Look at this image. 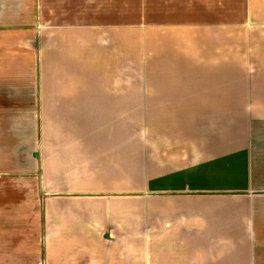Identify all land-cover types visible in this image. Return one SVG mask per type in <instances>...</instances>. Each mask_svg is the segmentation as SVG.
<instances>
[{"label":"crops","instance_id":"crops-1","mask_svg":"<svg viewBox=\"0 0 264 264\" xmlns=\"http://www.w3.org/2000/svg\"><path fill=\"white\" fill-rule=\"evenodd\" d=\"M180 1L161 2L181 5L179 11L163 9L154 17L147 11L148 17L135 15L132 23L146 21L154 28V22L164 25L176 17L177 23L188 22L178 28L196 32L186 36L180 30L166 39V29L152 30L146 40L139 26L130 31L124 25V6H130L126 14L138 11L134 0H0V264H264V100L242 97V118L257 122L241 129L242 158L236 160L229 142L219 162L214 154H204L209 145L203 138H235L230 106L215 110L228 114L218 118L226 126L221 132L168 128L164 118L212 115L204 103L213 97L139 92L140 71L148 73L146 86L167 84L165 71L187 69L180 60L201 48L196 41L192 47L185 43L195 36L202 41L210 34L204 29L236 21L227 13L217 16L212 8L204 13L202 0ZM238 20L254 17L243 13ZM204 21L208 27L201 25ZM256 22L264 69L263 12ZM158 38L175 54L172 61H161L156 46H148ZM223 50L227 56L230 50ZM247 81L256 84L255 78ZM257 85L264 94V74ZM229 96L220 101L234 102ZM145 117L155 119L142 130L147 145L154 131L173 133L152 144L156 153L145 161V183L139 184L143 179L132 162L131 173L111 169L99 157L90 164L91 153L105 150L101 134L108 138L110 131L132 129ZM45 119L51 121L48 130ZM100 119L112 121L100 124ZM97 130L102 131L98 143L91 142L89 135ZM46 131L65 141L57 145L49 136L47 142ZM240 160L241 172L235 174L230 163Z\"/></svg>","mask_w":264,"mask_h":264},{"label":"rangeland","instance_id":"rangeland-1","mask_svg":"<svg viewBox=\"0 0 264 264\" xmlns=\"http://www.w3.org/2000/svg\"><path fill=\"white\" fill-rule=\"evenodd\" d=\"M148 1L153 4L152 0H134V2H138V4L134 5V9L136 7L138 8V11L136 12H128L126 14L125 8H129L130 6L125 7L124 6V25L128 27L130 31L133 30H139L140 29V37L148 39V36H151L149 31H159L160 29H166L168 31L164 34L163 37L168 39V37L174 38L176 34H181L179 32L180 30L182 32L186 31V36L190 35L192 36L196 31H187L191 28H178L179 24H181L182 27H185L188 22L185 23H177L176 17L172 18L170 22H166L167 24H164L162 22H154V28L152 26H148L146 21L139 20V24L132 23L135 19V15H138L139 19L143 17H148L147 11H152L151 17H154V15H159L163 13H171L179 11V8H181V5H166L163 6L161 2L163 0H160V4H153L151 6L148 5ZM185 1L188 0H181L180 3L184 5ZM204 1V6L202 7V11L204 13H210V9L212 8L215 13H217V16L221 17L225 13L228 15H232V18L235 17L236 21H232L230 23V26H223L224 23H218V26L216 28H208L204 29L207 30L208 33L206 36L202 38V41L195 36L192 41L185 43L186 46L192 47L193 42L196 41L197 46H201L200 49L196 50V52H193L190 59L188 56L184 57L182 60H180L179 64L185 63V67L187 69L178 71L177 68L173 69L172 71H165V74L162 76H167V84H154L153 86H146V84H149L147 81L148 73L147 71H140L139 75L143 74L144 78L140 80L139 83V92H155L158 93H167V94H179L185 93V92H191V93H198L204 95V98H207L208 96H212L213 100H208L204 103V105L207 106V109H211L214 112H211V110H206V112H211L212 115H202L201 119L195 118L194 116L186 119H180L179 118H164L166 122V127L168 128H177L180 126H192L193 128L189 129H199V126H202L204 129H211L213 127L217 128L220 132L223 126L222 124H219L218 118L223 117L225 118L226 115L225 112H216L215 110L221 109L222 106H230L231 111H229V118L232 121L231 126V135L234 134L235 138L232 141L228 142H217L216 138L213 139V134H209L207 137L203 138L204 146L209 145L206 147L205 153L206 155L214 154L213 158H216L221 162L220 156H218L219 152L221 150L226 149L230 146V143L234 146L233 153L236 155V160L242 158V151H243V144H244V137L239 136L242 131V127H246L252 125L255 121V119H250V122L246 123V119L242 118V106L244 103L242 102V97L246 98H257L264 100V94H260L258 92V85L257 80L259 78V74H264V69L261 67L259 56H260V47L258 43V28L259 23L256 22V19L259 18V15L261 12L264 13V1L263 0H202ZM207 2L208 4H205ZM178 3V2H177ZM262 3V5H261ZM200 8V7H199ZM208 8V10H207ZM263 9V11H262ZM176 10V11H175ZM250 17H254V21H239L238 19L240 16L244 13L247 15L248 13ZM212 13V12H211ZM247 13V14H246ZM177 14V13H176ZM235 16H234V15ZM179 15V14H177ZM162 16V15H161ZM133 18V20H131ZM182 20V19H181ZM234 22V23H233ZM153 22H150L152 24ZM210 23L203 22L201 25H204L206 27L209 26ZM217 24V23H216ZM139 26V29L130 27ZM227 25V24H226ZM180 26V27H181ZM223 27V28H221ZM212 30H216L217 34L212 33ZM165 31V30H163ZM210 31V32H209ZM249 31V32H248ZM256 31V32H255ZM255 32V33H254ZM152 34V33H151ZM184 34V35H185ZM133 39H137L136 36L132 37ZM169 44L167 46L172 45V40H167ZM148 46H156L154 48V51L157 49L158 51V58L161 61H167L170 57V61H172V58L175 57L173 51L170 47H166V44L164 40H160L159 38L157 40L150 39V44ZM141 48V47H140ZM151 49L150 47H148ZM223 49H229V54L225 56V53ZM202 52V53H200ZM222 55V56H221ZM264 55V54H263ZM178 58V57H177ZM218 60V61H216ZM264 62V61H263ZM229 63H232L234 65V69H228L230 66H228ZM213 65V66H212ZM253 66V70L251 71L249 67ZM259 66L262 68V70H259ZM181 67V66H180ZM248 69V70H247ZM231 72V73H230ZM252 72V73H250ZM215 76L217 78L216 82L213 84L211 83L212 79H208L210 76ZM152 76V75H151ZM232 76L235 78L234 83L230 84L228 81H226L227 78H230ZM179 77L185 78L182 81L179 82ZM255 78L256 84H252L249 86L247 79L248 78ZM214 81V80H212ZM210 82V83H209ZM185 83V84H184ZM153 87V89H152ZM157 89V91H156ZM250 91V92H248ZM251 93V94H249ZM229 95H234L230 98ZM226 96H229V99H233L234 102L226 101V103L221 102V99L227 100ZM258 99V100H259ZM253 103L257 104V100L253 99ZM194 106H198V103H193ZM205 111V110H204ZM205 114V113H204ZM197 116V115H196ZM194 117V118H193ZM163 119V118H162ZM226 119V118H225ZM228 119V120H229ZM155 119L151 118H138V122H133L132 129L128 128L121 131H110V135L108 134V138L105 135L106 133L101 134L102 131L97 130L93 133V136L91 134L89 135L90 141H98V135L101 134L102 137H104V140H100V144H104L105 150L101 153V155L96 154L94 156V153H91V158L89 155L90 164L97 160L98 157L101 158V162L105 163V165L111 169H114L115 167H120L123 169L124 173H131L132 170H127V167L131 165V162L139 167V176L143 179V176L145 175V161L146 159L153 158V155L151 153L155 152L152 151V144L154 142H162L164 140H167L168 137H172L173 133H170L169 130L163 129V130H157L154 131V134H151V137H149V144H146V136L145 132L142 130H145V126L148 125V123L152 122ZM223 120V119H222ZM75 121V118H74ZM73 121V123H74ZM112 121V119H100V124H108ZM50 119H45V129L48 130V127L50 125ZM218 122V123H217ZM253 122V123H252ZM257 122V120L255 121ZM226 123V121L224 122ZM164 124V122H163ZM75 125V124H74ZM254 125V124H253ZM257 125V124H255ZM76 126V125H75ZM114 126H120L114 124ZM144 126V127H142ZM165 126V124H164ZM72 127V126H71ZM181 128V127H180ZM214 128V129H215ZM132 130V132H131ZM139 130V131H138ZM243 130V129H242ZM209 132V131H208ZM170 133V134H169ZM236 133V134H235ZM49 136H51L54 139V144H60L61 142H64L65 140H57L55 134H49L45 133V137L47 138V142H49ZM239 136V137H238ZM87 137V135H86ZM153 137V139H152ZM237 137V138H236ZM113 138V139H112ZM116 138V139H115ZM60 139V138H59ZM123 139V141H122ZM226 141V140H224ZM46 139L45 143L47 144ZM110 142H114L117 144V146H110L112 145ZM217 145H216V143ZM230 142V143H229ZM98 143V142H97ZM121 144V145H120ZM218 150H213L212 147H215ZM149 148V150H148ZM135 149V150H134ZM229 150V151H231ZM226 151H222L221 156L225 155ZM241 152V154H239ZM156 153V152H155ZM230 153V152H229ZM133 154V156H131ZM104 156V158H102ZM122 157V158H121ZM225 159L228 161L230 160V155L224 156ZM153 164V162H150ZM242 160L236 161V165L233 163L231 164V167L236 166V170L238 171L235 174H239L241 172L242 166ZM238 164V165H237ZM156 169H159L160 173L167 174V170L165 168L157 166ZM204 174H212L210 170H203ZM177 179V178H174ZM241 179V177H240ZM188 181V180H186ZM177 182V181H175ZM145 183V178L143 181H139V184ZM242 182H240L241 184ZM171 184V182H170ZM28 216L22 215V218ZM5 217V216H4ZM94 236V235H90Z\"/></svg>","mask_w":264,"mask_h":264}]
</instances>
